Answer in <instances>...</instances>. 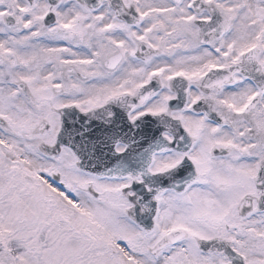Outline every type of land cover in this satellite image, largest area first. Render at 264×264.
Masks as SVG:
<instances>
[{
	"label": "snow or ice",
	"instance_id": "obj_1",
	"mask_svg": "<svg viewBox=\"0 0 264 264\" xmlns=\"http://www.w3.org/2000/svg\"><path fill=\"white\" fill-rule=\"evenodd\" d=\"M0 264H264V0H0Z\"/></svg>",
	"mask_w": 264,
	"mask_h": 264
}]
</instances>
